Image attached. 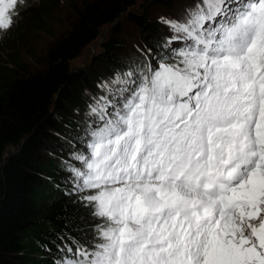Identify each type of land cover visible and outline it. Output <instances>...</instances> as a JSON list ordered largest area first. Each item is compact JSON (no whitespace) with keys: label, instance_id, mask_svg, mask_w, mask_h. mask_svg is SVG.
<instances>
[{"label":"snow or ice","instance_id":"6c2138e0","mask_svg":"<svg viewBox=\"0 0 264 264\" xmlns=\"http://www.w3.org/2000/svg\"><path fill=\"white\" fill-rule=\"evenodd\" d=\"M24 5L0 0V33ZM161 22L181 47L89 105L67 171L101 223L56 264H264V0H195Z\"/></svg>","mask_w":264,"mask_h":264},{"label":"trees","instance_id":"16d2710c","mask_svg":"<svg viewBox=\"0 0 264 264\" xmlns=\"http://www.w3.org/2000/svg\"><path fill=\"white\" fill-rule=\"evenodd\" d=\"M184 1L71 0L73 16L33 63L21 54L31 48L29 33L44 31L49 17L41 9L24 12L12 43L0 45L6 56L0 60V264H56L70 255L66 246L75 251L73 241L92 247L101 221L84 206L83 194L74 191L75 177L67 166L79 167L72 154L83 150L80 137L98 121L86 113L96 104L102 74L115 78L135 66L122 58L120 22L127 18L136 25L147 47L165 49L146 6L171 9ZM57 3L44 5L54 10ZM104 27L111 28L112 36L102 51L88 68L73 69L71 63Z\"/></svg>","mask_w":264,"mask_h":264},{"label":"rangeland","instance_id":"374dc122","mask_svg":"<svg viewBox=\"0 0 264 264\" xmlns=\"http://www.w3.org/2000/svg\"><path fill=\"white\" fill-rule=\"evenodd\" d=\"M47 0H25V5L18 8L19 15L14 16V23L12 27L6 32L0 33V45L1 47L5 46L7 43H12L14 36L17 34V28L15 26L16 23L20 21V19L24 16V12L33 11L36 13V10L41 9V13L45 15L47 13L49 19L45 20L44 24L41 26L44 31H38L39 33L31 34L27 39V45L30 46V49H26L21 57L23 60L28 63H33L36 55L40 56L41 53L47 48L48 44L52 41L53 36H58L65 26L68 24V19L70 16H73V10H70V2L71 0H58L57 5L54 7V10H50V7L44 5ZM195 0H188L181 3L176 4L173 8L167 9L162 6L148 4L146 7L148 9L149 16L154 23H156L157 27L160 31V36L163 43H166L168 37H170L173 33L170 31L169 27L161 22V18L166 20H180L183 18L185 14V10L194 5ZM69 6V7H68ZM71 8V7H70ZM142 11V10H141ZM104 27L102 29V34L98 38L97 41L90 44L83 54L74 60L71 63V67L73 69L77 68H88L91 65V62L96 57V53L102 51L103 43L107 41L112 36L111 28ZM120 34L117 36L120 44L123 45L126 51L122 54L123 60L129 61L132 65L143 63H151L153 66L157 65L158 60L162 57L159 50H163L167 53H170L171 48H179L181 44L179 42H174L171 45V48L163 49L161 47H155L154 49L147 47L144 44V40L141 36V32L136 25L131 23L127 18H123L119 25ZM8 47V46H5ZM160 48V49H158ZM33 53V57L30 56V53ZM0 60L4 61L6 59L5 54H0ZM123 75V74H122ZM114 79L113 76L108 74H102L99 85L107 83L108 86L113 90V93L121 87L120 85H114L111 81ZM108 95L106 90H103L99 87V90L96 92V102L101 96ZM108 99H112V95H108ZM111 111V109H109ZM82 143V142H81ZM83 150L77 151L76 153L87 152L84 144L82 143ZM75 161V160H74ZM81 167V165H79Z\"/></svg>","mask_w":264,"mask_h":264}]
</instances>
